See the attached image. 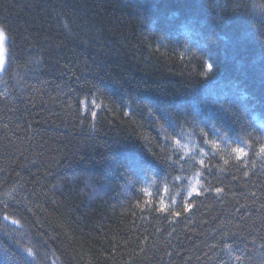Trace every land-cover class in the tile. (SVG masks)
<instances>
[{"label": "trees", "instance_id": "obj_1", "mask_svg": "<svg viewBox=\"0 0 264 264\" xmlns=\"http://www.w3.org/2000/svg\"><path fill=\"white\" fill-rule=\"evenodd\" d=\"M0 26V264H264V0H0Z\"/></svg>", "mask_w": 264, "mask_h": 264}, {"label": "rangeland", "instance_id": "obj_2", "mask_svg": "<svg viewBox=\"0 0 264 264\" xmlns=\"http://www.w3.org/2000/svg\"><path fill=\"white\" fill-rule=\"evenodd\" d=\"M6 63V40L3 36V43L0 45V72L4 69Z\"/></svg>", "mask_w": 264, "mask_h": 264}, {"label": "snow or ice", "instance_id": "obj_3", "mask_svg": "<svg viewBox=\"0 0 264 264\" xmlns=\"http://www.w3.org/2000/svg\"><path fill=\"white\" fill-rule=\"evenodd\" d=\"M3 36H4V31H3V27L0 26V45H2L3 43ZM211 64L208 65V68L211 69ZM237 152L243 154V149H236ZM189 208L191 207V205L188 206ZM177 215H179V213H177Z\"/></svg>", "mask_w": 264, "mask_h": 264}]
</instances>
